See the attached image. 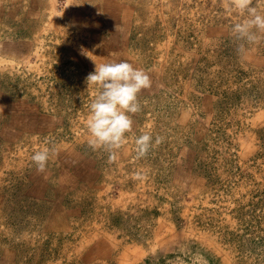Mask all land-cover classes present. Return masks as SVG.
<instances>
[{
  "label": "rangeland",
  "instance_id": "374dc122",
  "mask_svg": "<svg viewBox=\"0 0 264 264\" xmlns=\"http://www.w3.org/2000/svg\"><path fill=\"white\" fill-rule=\"evenodd\" d=\"M243 18L221 0H0V264H264V39L238 51ZM82 50L153 82L111 162L87 144ZM143 131L162 140L137 158Z\"/></svg>",
  "mask_w": 264,
  "mask_h": 264
},
{
  "label": "clouds",
  "instance_id": "9594fccd",
  "mask_svg": "<svg viewBox=\"0 0 264 264\" xmlns=\"http://www.w3.org/2000/svg\"><path fill=\"white\" fill-rule=\"evenodd\" d=\"M225 12L236 13L244 17L234 23L232 34L242 43L238 51L245 50V44H257L264 39V10L253 6V0H221ZM259 3L260 0H257ZM82 55L95 64L93 72L86 77L87 88H95L96 92L88 105L89 114L85 120L88 132L87 144L93 150L103 149L109 153V161L117 159L118 150L127 143L126 133L132 131V117L141 111L138 94L152 87L150 74L143 68L135 67L128 61L97 62L84 50ZM162 138L153 136L150 131H143L135 139L137 158L147 155L150 148L159 145ZM56 148L43 147L36 150L31 159L38 172L43 173ZM139 172L133 179H140Z\"/></svg>",
  "mask_w": 264,
  "mask_h": 264
},
{
  "label": "crops",
  "instance_id": "0c3cea01",
  "mask_svg": "<svg viewBox=\"0 0 264 264\" xmlns=\"http://www.w3.org/2000/svg\"><path fill=\"white\" fill-rule=\"evenodd\" d=\"M126 30H129V34L131 33V27L130 28H125L124 31H126Z\"/></svg>",
  "mask_w": 264,
  "mask_h": 264
}]
</instances>
